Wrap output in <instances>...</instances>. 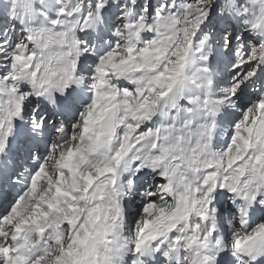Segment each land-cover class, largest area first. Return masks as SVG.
Segmentation results:
<instances>
[{
	"label": "snow or ice",
	"instance_id": "obj_1",
	"mask_svg": "<svg viewBox=\"0 0 264 264\" xmlns=\"http://www.w3.org/2000/svg\"><path fill=\"white\" fill-rule=\"evenodd\" d=\"M0 264H264V0H0Z\"/></svg>",
	"mask_w": 264,
	"mask_h": 264
}]
</instances>
